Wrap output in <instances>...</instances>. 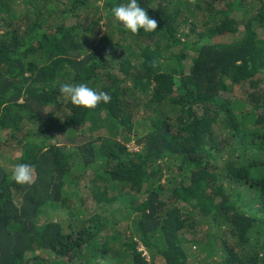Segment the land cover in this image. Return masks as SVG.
Listing matches in <instances>:
<instances>
[{
  "label": "trees",
  "instance_id": "trees-1",
  "mask_svg": "<svg viewBox=\"0 0 264 264\" xmlns=\"http://www.w3.org/2000/svg\"><path fill=\"white\" fill-rule=\"evenodd\" d=\"M127 2L0 0V264H264V0Z\"/></svg>",
  "mask_w": 264,
  "mask_h": 264
},
{
  "label": "clouds",
  "instance_id": "clouds-1",
  "mask_svg": "<svg viewBox=\"0 0 264 264\" xmlns=\"http://www.w3.org/2000/svg\"><path fill=\"white\" fill-rule=\"evenodd\" d=\"M114 21L121 25L131 34L153 32L157 29V21L150 18L145 8L140 6L139 0H128L126 4L115 6L111 10ZM60 92L69 98L75 107L84 109H95L100 103L107 104L111 96L104 91H96L85 84H64ZM15 183L24 185L33 181V167L27 163L17 164L12 172Z\"/></svg>",
  "mask_w": 264,
  "mask_h": 264
},
{
  "label": "rangeland",
  "instance_id": "rangeland-1",
  "mask_svg": "<svg viewBox=\"0 0 264 264\" xmlns=\"http://www.w3.org/2000/svg\"><path fill=\"white\" fill-rule=\"evenodd\" d=\"M5 140V133H3V132H1V130H0V142L2 143V142H5L4 141ZM59 141H60V139H59ZM60 143V142H59ZM2 149H1V153H2V158H1V162L4 164V165H6V166H16L17 164H18V161H16V162H11V159H12V157L14 156L15 157V155L17 154H19L20 153V147H18V146H15V147H13V146H11L10 144H6V143H4L3 144V146L1 147ZM120 215V214H119ZM118 215V216H119ZM117 221L118 222H122V219H117ZM139 250L140 251H145L144 250V248L141 246V247H139ZM145 254V253H144Z\"/></svg>",
  "mask_w": 264,
  "mask_h": 264
}]
</instances>
